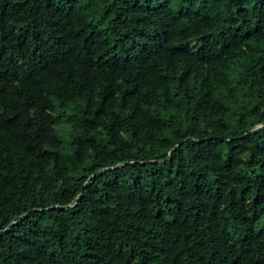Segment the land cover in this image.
Instances as JSON below:
<instances>
[{"label": "trees", "instance_id": "trees-1", "mask_svg": "<svg viewBox=\"0 0 264 264\" xmlns=\"http://www.w3.org/2000/svg\"><path fill=\"white\" fill-rule=\"evenodd\" d=\"M0 264H264V0H0Z\"/></svg>", "mask_w": 264, "mask_h": 264}, {"label": "water", "instance_id": "water-1", "mask_svg": "<svg viewBox=\"0 0 264 264\" xmlns=\"http://www.w3.org/2000/svg\"><path fill=\"white\" fill-rule=\"evenodd\" d=\"M260 125H261V124H259V125H258V124H254V125L251 126V128H250L248 131H251V129H253V128L256 127V126H260ZM12 222H14V221H11V223H12Z\"/></svg>", "mask_w": 264, "mask_h": 264}]
</instances>
